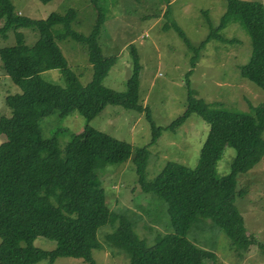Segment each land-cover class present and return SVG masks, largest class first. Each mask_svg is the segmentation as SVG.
Wrapping results in <instances>:
<instances>
[{
  "label": "trees",
  "instance_id": "obj_1",
  "mask_svg": "<svg viewBox=\"0 0 264 264\" xmlns=\"http://www.w3.org/2000/svg\"><path fill=\"white\" fill-rule=\"evenodd\" d=\"M101 1L89 0L97 16L90 32L82 34L71 26L76 18L72 8L35 19L17 14L11 0H0V34L6 36L9 30L14 33V42L0 47L1 65L20 89L5 96L10 114L0 116V135L5 136L0 142V264H34L40 260L53 264L55 258L65 256L97 264L93 249H107L114 255L124 253L127 264H217L214 252L198 247L186 236L199 216L210 218L230 238L231 247L239 255L247 252L253 239L235 205L236 197L245 194L243 189H236V175L247 172L264 156V101L249 103L247 111H240L213 106L189 90L185 110L167 127L180 126L193 112L207 122L208 132L193 168L167 161L153 179L147 180V150L136 149L132 160L138 184L142 192L166 202L172 227L170 232L157 236L153 244L139 238L132 223L107 206L102 186L104 168L126 161L132 146L88 122L112 104L145 112L153 127L152 142L162 128L154 126L147 106L138 100L140 66L134 48L126 91L102 84L116 58L104 56L98 43L105 18ZM226 2L218 24L209 25L198 48L190 45L177 25L174 27L196 51L210 39L227 42L229 39L220 30L228 22L238 21L251 43L249 59L239 67L240 75L264 90L263 4L257 0ZM22 28L37 33L32 44L25 43ZM68 37L86 48L92 67V77L86 84L68 68L56 42ZM195 60L193 56L192 65ZM50 69L59 70L64 85L42 78V72ZM73 110L79 111L86 123L62 153L55 136H42L40 121L50 113L64 117ZM224 143L234 148L235 155L229 172L219 177L214 165ZM106 224L112 229L101 241L98 232ZM38 236L54 240L55 246H35ZM258 246L264 250L263 243L258 242Z\"/></svg>",
  "mask_w": 264,
  "mask_h": 264
},
{
  "label": "rangeland",
  "instance_id": "obj_2",
  "mask_svg": "<svg viewBox=\"0 0 264 264\" xmlns=\"http://www.w3.org/2000/svg\"><path fill=\"white\" fill-rule=\"evenodd\" d=\"M263 4L264 0H257ZM17 14L31 18H45L51 12L65 13L69 8L76 11L71 26L77 32L88 34L96 19L97 10L89 0H11ZM105 18L98 35V43L104 56H115L116 61L102 80V84L116 91L127 89V78L132 73L134 48L140 66L138 72V100L147 106L155 127H161L152 142L153 130L145 112H138L120 105H106L88 123L132 146L130 157L121 163L105 166L102 186L106 204L118 211L132 223L134 232L148 245L157 236L170 232L167 204L151 193L142 192L135 164L132 160L137 148L147 150L145 176L153 179L167 161H174L193 168L196 166L200 148L208 132V124L196 113H190L184 122L173 129L167 126L185 110L189 90L213 106L247 111L249 103L257 105L264 101V90L242 77L239 67L250 56L251 43L238 21L228 22L220 34L229 39L221 42L208 40L196 51L190 48L174 27L183 31L190 45L198 48L209 32V25L216 26L226 10V0H102ZM27 44H32L37 33L29 28L20 29ZM14 42V33L0 34V47ZM68 68L78 76L82 84L92 77L84 45L71 37L56 41ZM196 57L194 65L191 64ZM42 78L64 85L57 69L42 72ZM20 92L19 87L3 71L0 60V116L10 114L5 96ZM86 123L77 110L64 117L50 113L40 121L41 134L55 136L63 153L67 142L78 134ZM264 137V130L262 132ZM5 139L0 135V142ZM235 155L234 148L224 143L214 168L217 176L230 170ZM236 189L245 194L237 196L235 205L243 216L246 232L253 243L249 250L239 255L231 247L230 238L210 218L202 216L192 223L186 236L198 247L215 253L217 264H264V156L251 169L236 175ZM101 229V230H100ZM98 231L104 241L105 233L111 231L109 224ZM35 246L52 249L55 241L38 236ZM92 257L97 264H127L124 253L114 255L107 249H93ZM40 260L34 264H45ZM53 264H88L81 258L57 257Z\"/></svg>",
  "mask_w": 264,
  "mask_h": 264
}]
</instances>
